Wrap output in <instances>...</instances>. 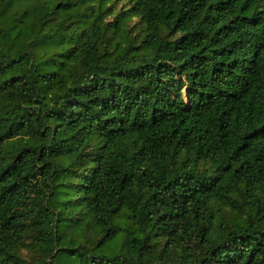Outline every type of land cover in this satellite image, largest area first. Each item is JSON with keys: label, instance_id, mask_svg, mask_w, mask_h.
Instances as JSON below:
<instances>
[{"label": "trees", "instance_id": "1", "mask_svg": "<svg viewBox=\"0 0 264 264\" xmlns=\"http://www.w3.org/2000/svg\"><path fill=\"white\" fill-rule=\"evenodd\" d=\"M0 0V264H264V0Z\"/></svg>", "mask_w": 264, "mask_h": 264}, {"label": "rangeland", "instance_id": "2", "mask_svg": "<svg viewBox=\"0 0 264 264\" xmlns=\"http://www.w3.org/2000/svg\"><path fill=\"white\" fill-rule=\"evenodd\" d=\"M120 4H121L120 6H122V4H123V0H121Z\"/></svg>", "mask_w": 264, "mask_h": 264}]
</instances>
